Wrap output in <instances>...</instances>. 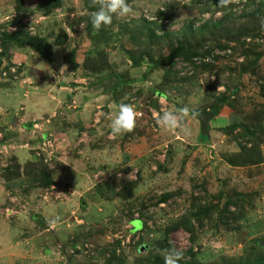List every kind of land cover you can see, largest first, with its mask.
<instances>
[{"label":"rangeland","instance_id":"rangeland-1","mask_svg":"<svg viewBox=\"0 0 264 264\" xmlns=\"http://www.w3.org/2000/svg\"><path fill=\"white\" fill-rule=\"evenodd\" d=\"M44 1L0 0V85L23 76L20 51L41 62L26 69L41 87L72 70L85 78L81 97L99 103L83 118L72 99L39 120L0 109V264H164L168 244L183 251L179 264L264 255V0H128L132 14L100 30L91 0H62L49 14ZM17 30L48 38L52 62L3 44L1 32ZM224 95L205 143L195 113ZM45 97L22 95L28 113L45 110ZM121 100L135 106L136 127L113 136ZM183 106L190 134L157 125L162 110ZM185 217L191 231L166 237Z\"/></svg>","mask_w":264,"mask_h":264},{"label":"crops","instance_id":"crops-1","mask_svg":"<svg viewBox=\"0 0 264 264\" xmlns=\"http://www.w3.org/2000/svg\"><path fill=\"white\" fill-rule=\"evenodd\" d=\"M17 56H16V60L20 61V68H23L21 77H19L17 80L13 81V82H9V83H5V85H0V109L1 111L5 112V114L8 113H12V114H18L21 113L19 111V107H24V111H23V116L24 118L20 119H26L25 115L27 114V116L29 117V120H37L38 118H45V117H49V115H51V111L52 110H57L60 107H63V105L66 102V99H72V102H76L75 105L73 106V109H77L75 110V114H80L79 116L81 118H83L84 116H86L85 114H87L89 111H91L98 103L99 100L97 101V104L92 103L93 100H96V98H93V96L88 95L86 97H81V85L79 84L80 82H82V80H84L85 78H77L75 76V73H66V72H62L61 77H59V79H56L53 82H50V84L47 81H44V85L41 87L39 84V80L37 79L38 76V72H26V69L30 66V65H41L39 63L41 62H33V60H29L27 55H24L22 52H18L16 51ZM44 60V59H43ZM45 61V60H44ZM42 61V62H44ZM56 62V61H55ZM16 63V62H14ZM25 66V68H24ZM67 65H65L66 68ZM47 67V65L45 64V68ZM60 67V66H58ZM61 68H64V66H61ZM43 72V74H45V76H47L49 74V70L48 72L45 71V69H40ZM41 80V79H40ZM42 81V80H41ZM26 82H29V87L31 89V94L30 91H27V87H26ZM43 82V81H42ZM47 82V83H46ZM35 84L39 85L38 89H34ZM48 88H52L54 90V92H50L46 93L44 91H46ZM27 93V94H26ZM45 94L46 95V108L45 110H43L42 112H34V110H31L30 113H28V108H30V104L29 102H26L25 100H22V95H26V96H30L31 97V101L33 99H35V97L37 96V94H41L42 95ZM54 93L56 95V97L54 96ZM7 96L12 97L13 100H10V102L7 99ZM30 101V103H31ZM71 102V103H72ZM73 104V103H72ZM71 106V107H72ZM8 110L10 112H8ZM26 111V113H25ZM54 111V113H55ZM8 112V113H6ZM53 113V115H54ZM25 114V115H24ZM35 114V115H34ZM52 115V116H53ZM77 117V116H76ZM39 120V119H38ZM26 122V121H25ZM88 122V120L86 121ZM26 154V153H25ZM23 162V161H21Z\"/></svg>","mask_w":264,"mask_h":264},{"label":"clouds","instance_id":"clouds-1","mask_svg":"<svg viewBox=\"0 0 264 264\" xmlns=\"http://www.w3.org/2000/svg\"><path fill=\"white\" fill-rule=\"evenodd\" d=\"M233 2L234 0H218V5L226 8ZM91 4L92 7L95 8V11L91 13L90 20L95 30H100L103 26H110L114 16L117 18H127L133 12V7L129 4L128 0H91ZM12 69L14 70L15 66H13ZM190 111L191 110L187 106L174 110H162V112L155 117L156 123L164 130L175 131L179 129L185 134H190L189 129L184 123ZM137 117L138 112L135 106L121 100L118 104V111L116 114L109 117L110 134L119 136L132 132L136 127ZM57 220L58 218L50 222L52 227H55ZM160 252L163 256L164 264H179L180 260L183 258V251L175 246L162 249Z\"/></svg>","mask_w":264,"mask_h":264},{"label":"trees","instance_id":"trees-1","mask_svg":"<svg viewBox=\"0 0 264 264\" xmlns=\"http://www.w3.org/2000/svg\"><path fill=\"white\" fill-rule=\"evenodd\" d=\"M42 10L49 14L50 12H52L55 8H59L62 6V0H54L53 3H51L50 1H44L43 2V5H42ZM225 18L223 17L222 19H220L217 23L218 24H222V21H224ZM218 24H215L216 26H218ZM206 25V22L202 24L201 27H205ZM191 26L194 27L193 24H191L190 26H188L189 28H191ZM165 33V32H163ZM2 36H3V44L5 43H15L17 44L18 46H22L24 47L25 45H32L38 52L41 53V55L45 58V59H49L51 62H52V59L50 57V54L47 53L45 51L46 48H51L50 46V41L48 38L44 37L43 35L39 34V33H31V32H25V31H3L1 32ZM148 35H152V32L149 31L147 33ZM167 34V33H166ZM61 43H64V42H61ZM228 47L227 45H221V48H226ZM52 49V48H51ZM53 50V49H52ZM178 54H185L186 56L188 57H192V55L188 54V53H185L183 50L181 51H178ZM195 56L198 55L197 52L193 53ZM250 61V60H249ZM66 64V63H65ZM67 65V64H66ZM68 68V67H67ZM75 69V67L73 68V70ZM248 67L245 66L244 67V72L248 71ZM250 71V70H249ZM248 71V72H249ZM70 72H72V70H70ZM228 97H226L225 95L222 96L220 99H218L217 103L214 104L213 106L210 107V110L214 111L215 114L217 115L218 113H220V110L222 108V106L225 105V103L228 101ZM204 111V110H203ZM201 112V111H200ZM199 137L201 140H203V142L205 143H208L209 142V137L208 136H204L202 135V133L200 132L199 133ZM244 155V154H243ZM245 156V159L241 162L243 163H253L255 161H252L250 159H248ZM229 162H231V164L233 165H236L238 163H235L237 162L236 160H229ZM19 167L20 165H18V163L15 165V169L17 172H19ZM19 174V173H18ZM42 173H41V177H42ZM43 182V181H42ZM43 184H46V185H51V184H54L52 179H48V180H44ZM164 197H161L160 200H166L167 198H170L171 197V194H165L163 195ZM194 215L195 216H198L199 214L197 212H194ZM140 225H142V221L141 219H137L136 220ZM140 221V222H139ZM134 223V222H133ZM190 222L188 221V219L185 217L181 220H178L176 221L175 223H173L172 225H169L166 227L165 229V234H166V237H168V235L175 231V230H178L180 229L181 227H184L185 229H187L188 231H191V227H190ZM133 226L135 228H137L134 224ZM141 227V226H140ZM168 247H173L172 244H168ZM188 254L190 255V257H195L196 256V251L194 250V247L191 246L188 250H187ZM182 260V259H181ZM180 260V261H181ZM182 264H185V263H182ZM198 264H201V262H198ZM214 264H264V255H257L255 257H245V256H240V257H237V258H230V259H227V258H222L219 263H214Z\"/></svg>","mask_w":264,"mask_h":264},{"label":"water","instance_id":"water-1","mask_svg":"<svg viewBox=\"0 0 264 264\" xmlns=\"http://www.w3.org/2000/svg\"><path fill=\"white\" fill-rule=\"evenodd\" d=\"M214 116V111L196 113V117L200 122V132L202 133V135L210 137L211 120Z\"/></svg>","mask_w":264,"mask_h":264}]
</instances>
